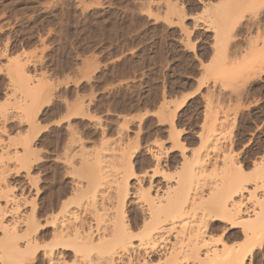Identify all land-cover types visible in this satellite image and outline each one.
I'll list each match as a JSON object with an SVG mask.
<instances>
[{
    "label": "rangeland",
    "instance_id": "rangeland-1",
    "mask_svg": "<svg viewBox=\"0 0 264 264\" xmlns=\"http://www.w3.org/2000/svg\"><path fill=\"white\" fill-rule=\"evenodd\" d=\"M235 1L0 0V114L23 105L22 125L10 123L6 136L24 144L26 164L12 181L25 184L20 194L43 207L72 198V182L88 178L81 161L103 148L125 150L118 172L127 176L151 172V152L162 148L173 182L189 169L184 150L201 151L207 109L219 106V148L233 143L252 179L264 157V64L254 63L264 53V0ZM219 148L210 156H222ZM213 169L199 177L215 181Z\"/></svg>",
    "mask_w": 264,
    "mask_h": 264
},
{
    "label": "bare ground",
    "instance_id": "bare-ground-1",
    "mask_svg": "<svg viewBox=\"0 0 264 264\" xmlns=\"http://www.w3.org/2000/svg\"><path fill=\"white\" fill-rule=\"evenodd\" d=\"M201 5L208 6L203 2ZM173 9L178 19L186 20V15L182 17ZM223 17L218 20L227 18ZM224 21L229 23L223 20V28L227 25ZM216 32L219 38L220 30ZM254 63L264 64L263 51L257 53ZM19 77L22 85L18 87L28 90L29 83L22 75ZM219 107L207 109L208 127L200 138L201 151L188 157L184 150L183 164L190 166L179 172L175 181L171 182V174L169 177L162 170V146L161 152H151V172L131 171V176L118 172L125 161V150L110 154L111 148L107 152L103 148L93 159L81 161V168L88 173L87 182L73 181V197L55 199L49 207L20 194L25 184L19 179L12 182L22 176L26 154L21 152V141L12 144L6 136L10 123L22 125L23 105L18 101L13 112H2L0 264H26L38 257L41 264H258L260 257L264 259V157L253 162L256 175L249 179L243 161L234 154L233 143L226 146L227 137H222L225 146L219 148L225 126ZM175 144L181 148L179 140ZM217 148L223 155L218 151L211 157L209 150ZM9 161H14L13 167ZM208 165L214 166L213 172L218 171L215 181L199 177ZM130 206L135 210H129ZM72 255L74 260L69 262Z\"/></svg>",
    "mask_w": 264,
    "mask_h": 264
}]
</instances>
